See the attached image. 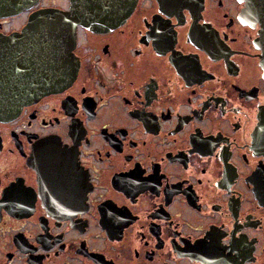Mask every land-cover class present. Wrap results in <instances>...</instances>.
<instances>
[{"label":"flooded vegetation","instance_id":"1","mask_svg":"<svg viewBox=\"0 0 264 264\" xmlns=\"http://www.w3.org/2000/svg\"><path fill=\"white\" fill-rule=\"evenodd\" d=\"M258 9L137 0L76 27L75 74L50 91L19 87L23 50L2 49L0 100L20 95L0 113V264H264Z\"/></svg>","mask_w":264,"mask_h":264},{"label":"water","instance_id":"2","mask_svg":"<svg viewBox=\"0 0 264 264\" xmlns=\"http://www.w3.org/2000/svg\"><path fill=\"white\" fill-rule=\"evenodd\" d=\"M39 0H0V18L12 16L33 8ZM137 0H71L69 10L41 8L31 12L20 32L0 35V65H4L3 51L19 46V87L41 86L47 91L66 84L73 78L76 65L72 55L76 27L98 30L117 26L132 12ZM264 8V0H254ZM261 24V43L264 47V9L255 14ZM11 58L9 60L12 61ZM264 63V59H263ZM6 69L0 68V78ZM16 77V76H15ZM9 85L11 83L9 82ZM16 85V84H15ZM10 99L0 100V113L12 114L17 110V92H3ZM27 95L24 93V96ZM35 95V94H33ZM38 95H40L38 93ZM26 97V96H25Z\"/></svg>","mask_w":264,"mask_h":264},{"label":"rangeland","instance_id":"3","mask_svg":"<svg viewBox=\"0 0 264 264\" xmlns=\"http://www.w3.org/2000/svg\"><path fill=\"white\" fill-rule=\"evenodd\" d=\"M38 3H39L40 7H44V8H53L52 5H54L53 1H51V0H40ZM16 21H18V20H16Z\"/></svg>","mask_w":264,"mask_h":264}]
</instances>
